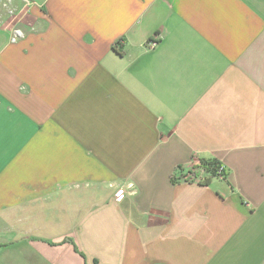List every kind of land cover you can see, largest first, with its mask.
<instances>
[{"label": "crops", "instance_id": "obj_1", "mask_svg": "<svg viewBox=\"0 0 264 264\" xmlns=\"http://www.w3.org/2000/svg\"><path fill=\"white\" fill-rule=\"evenodd\" d=\"M28 1L13 42L0 0V264H264V0Z\"/></svg>", "mask_w": 264, "mask_h": 264}, {"label": "built area", "instance_id": "obj_2", "mask_svg": "<svg viewBox=\"0 0 264 264\" xmlns=\"http://www.w3.org/2000/svg\"><path fill=\"white\" fill-rule=\"evenodd\" d=\"M25 1H26L25 7L20 12L15 13L13 10L10 11L11 15L13 16L12 17L13 23L9 24L7 27L10 30V32L12 33V41L13 42L17 41L19 38L24 37V33L18 27V23H20L22 18L29 12L30 6L32 5V2H30L28 0H25ZM156 44H157V42L154 40H152L149 43L150 47H154ZM201 173L205 174L206 172L202 171V169H201ZM226 174H227L226 167L223 164H220L218 171H217L216 178L224 179V178H226ZM124 194H125V189L120 188L117 190L116 198L118 200H121L124 197Z\"/></svg>", "mask_w": 264, "mask_h": 264}, {"label": "trees", "instance_id": "obj_3", "mask_svg": "<svg viewBox=\"0 0 264 264\" xmlns=\"http://www.w3.org/2000/svg\"><path fill=\"white\" fill-rule=\"evenodd\" d=\"M220 162L217 160H201L200 167L202 171L206 172L207 176L204 178H200L201 171L200 172H194L190 171L187 174H184L181 170V178L184 179V181L187 182H194L196 180H199L202 184L209 183L210 179L213 177H216L218 168L220 166Z\"/></svg>", "mask_w": 264, "mask_h": 264}]
</instances>
